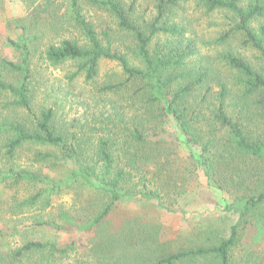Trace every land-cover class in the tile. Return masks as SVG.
Wrapping results in <instances>:
<instances>
[{
    "label": "trees",
    "instance_id": "1",
    "mask_svg": "<svg viewBox=\"0 0 264 264\" xmlns=\"http://www.w3.org/2000/svg\"><path fill=\"white\" fill-rule=\"evenodd\" d=\"M23 1L27 2V14L15 20L21 32L19 41H9L20 52V61H0V264H61L73 251L72 244L58 247L29 240L6 249L4 243L34 208L40 213L32 217V226L60 229L47 211L55 192L77 189L79 200L87 194L89 198L80 200L84 208L60 217L91 236L104 231L108 214L122 200L157 201L166 210L170 204L167 197L180 193L174 191L176 181L162 158H168L180 142L199 147L200 154L193 157L207 183L225 196L224 210L235 215L236 221L216 244L174 252L155 264H191L200 259L209 264H264V0H194L206 12L229 16L230 29L220 37V43L240 34L241 44L258 53L257 68L232 51L220 54L236 75L239 91L232 97L228 84L219 81L213 109L204 105L210 92L197 99L196 84L173 90V81L163 74L170 59L150 55L153 38L167 32L158 24L183 0H153L156 17L147 33L132 21V7L123 0ZM100 14L109 22L98 19ZM124 33L133 44L127 45L125 52L124 42L117 39V34ZM40 42H44L43 57L49 66L77 63L69 82L84 74L85 81L92 83L101 61L117 63L126 79L106 84L98 93L120 92L134 101L126 87L140 82L135 94L142 92V100L129 109L133 111L138 103L137 114L141 111V115L124 117L115 110L105 129L88 145L90 139L84 142L58 123L53 108L33 112L31 64ZM130 58L142 67L131 64ZM229 98L233 99L225 104ZM169 118L179 128L176 138L157 131L158 124ZM23 159L27 161L20 163ZM61 167L64 169L57 178L42 172L43 168L56 171ZM162 174L167 176L164 182ZM23 184H30L34 191L22 198L7 194ZM112 244L105 245L106 250H111Z\"/></svg>",
    "mask_w": 264,
    "mask_h": 264
},
{
    "label": "rangeland",
    "instance_id": "2",
    "mask_svg": "<svg viewBox=\"0 0 264 264\" xmlns=\"http://www.w3.org/2000/svg\"><path fill=\"white\" fill-rule=\"evenodd\" d=\"M123 2L127 7H132V21L142 31L149 32V26L156 17L154 1ZM26 3L23 0H0V61H20V52L10 46L9 41H19L21 32L15 27V20L25 18L28 11ZM97 17L100 20L105 18V21L109 22L104 15ZM230 24L227 14L206 12L196 5L194 0H183L176 8L168 11L158 24L159 28L164 27L167 32H159L153 38L149 51L152 57L167 56L170 59V65L163 74L166 79L173 81V90L183 84H196V88L199 87L195 94L198 100L203 99L204 92H210L209 97L205 96L204 105L211 109L216 105L214 103L219 92V81L226 82L232 91V97H235L239 91L236 75L221 61L220 54L222 55L223 51H232L256 68L259 60L256 51L241 44L243 38L240 34L220 43V37L230 29ZM117 39L124 42V52L127 45H133L126 33L117 34ZM40 43L42 44L31 64L33 112L53 108L58 123L77 133L78 139L84 142H89L87 140L90 139L88 145L93 142L99 130L105 129L114 117L115 110L123 112L124 117L141 115V111L137 114L138 103L134 105L133 111L129 109L134 102L142 100V92L135 94V89L142 85L140 82L132 83V87L130 83L126 87L130 88L131 96L136 99L134 101L127 99L120 92L107 95L98 93L100 87L117 84L126 79L117 63L101 61L92 83L85 81L84 74H79L73 82H69L68 77L77 70V63L49 66L43 57L44 42ZM178 61L180 62L175 64ZM130 63L142 67L137 59L130 58ZM232 99H227L225 104L230 103ZM202 113L208 111L203 110ZM157 131L175 138L180 134L178 126L171 118L165 123H159ZM84 136H87V139ZM176 145L169 151L168 158H162V161L169 165L172 181H176L174 191L180 193L175 197L174 194L167 197V203L170 204L166 210L158 205L157 201L144 202L139 198L122 200L108 214L104 231L91 236L85 231H78L60 217L62 213H73L81 207L84 208L80 200L89 198H86L87 194L79 200L75 195L77 189L55 192L51 198V207L47 211L51 212L55 224L62 229L32 226V217L40 213L38 208H34L24 215L23 224H19L20 229L7 236L4 241L6 249L20 247L33 240L53 243L58 247L72 244L73 251L70 250L68 258L60 260L61 264H155L159 258L174 252L216 244L218 239L229 233L236 216L224 210L225 196L207 183L199 163L193 157L200 154L199 147L185 146L181 142ZM54 155L59 153L54 152ZM25 160L20 163H25ZM63 169L64 167H61L51 171L43 168L42 172L57 178ZM160 179L163 182L167 180L166 174L160 175ZM32 191L34 188L30 184H23L21 188L13 189L7 194L15 193L18 198H22ZM93 198L100 204L99 199ZM254 236L255 234H252L251 241H254ZM108 244H112L111 250H106L105 245ZM191 264L209 263L200 259Z\"/></svg>",
    "mask_w": 264,
    "mask_h": 264
}]
</instances>
